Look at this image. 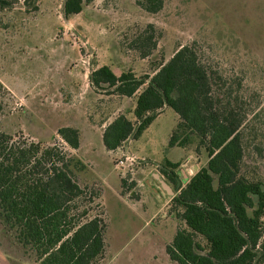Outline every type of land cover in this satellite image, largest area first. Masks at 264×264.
Masks as SVG:
<instances>
[{
  "label": "rangeland",
  "instance_id": "1",
  "mask_svg": "<svg viewBox=\"0 0 264 264\" xmlns=\"http://www.w3.org/2000/svg\"><path fill=\"white\" fill-rule=\"evenodd\" d=\"M7 1L0 3L5 87L0 131L26 142L55 144L86 163L80 181L88 180V190L96 194L92 207L86 197L88 216L99 214L106 223L103 255L91 264H177L165 246L182 222L166 204L165 191L143 179L152 182L151 169L157 172L171 158L180 162L176 172L184 183L194 173L191 166L204 165L206 154L193 152L195 143L187 149L167 146L177 121L169 106L138 137L107 151L103 127L120 113L134 120V97L94 86L90 73L107 65L116 75L129 70L151 75L179 46L193 44L264 117V0H164L156 13L136 0H93L67 17L64 0ZM147 24L153 25L156 45L141 57L133 43ZM61 126L79 130L77 149L57 134ZM125 155L135 156L134 164L116 166ZM257 158L253 152L246 157L244 169L249 178L264 179V161ZM0 264H34L1 226Z\"/></svg>",
  "mask_w": 264,
  "mask_h": 264
},
{
  "label": "trees",
  "instance_id": "2",
  "mask_svg": "<svg viewBox=\"0 0 264 264\" xmlns=\"http://www.w3.org/2000/svg\"><path fill=\"white\" fill-rule=\"evenodd\" d=\"M83 1L64 0L65 17L82 10ZM156 13L164 0H136ZM9 4L7 0H0ZM152 24L133 46L146 57L156 45ZM94 86L106 85L117 95L134 97L133 119L116 115L102 130L107 151L138 137L164 106L177 114L167 146L200 149L204 165L183 183L180 162L165 159L158 172L172 187L169 201L182 222L168 257L177 264H264V179H251L244 169L252 152L264 161V117L257 105L239 95L231 80L193 44L179 46L151 75L132 71L116 75L102 65L90 73ZM5 87L0 82L1 94ZM261 109V108H259ZM57 134L71 148L80 144L79 130L61 126ZM86 163L55 144L26 142L0 131V226L34 264H91L104 252L106 223L88 216ZM121 183L124 181L121 179Z\"/></svg>",
  "mask_w": 264,
  "mask_h": 264
},
{
  "label": "crops",
  "instance_id": "3",
  "mask_svg": "<svg viewBox=\"0 0 264 264\" xmlns=\"http://www.w3.org/2000/svg\"><path fill=\"white\" fill-rule=\"evenodd\" d=\"M169 160L170 161H173V162H175L176 160H172L171 158H169ZM181 165H183V164H181ZM191 168H193L194 169V171H196L197 169L196 168H198V166H191ZM156 169H151V171H150V175H151V177H152V179H153V181L152 182H150L147 178H145V179H143V182L145 183V184H153L152 186H155L156 188H161L163 191H165V193L168 195V199L167 200H165V202H166V204L170 201V198H171V196L173 195V192H172V194L171 193H168L166 190H164V188L162 187V183H161V180H163L169 187H171L170 186V184L169 183H167L166 182V180H164V177L157 171H155ZM178 173V172H177ZM179 175V174H178ZM188 179V178H187ZM186 179V180H187ZM172 188V187H171ZM162 192V191H161ZM163 195V194H162Z\"/></svg>",
  "mask_w": 264,
  "mask_h": 264
},
{
  "label": "built area",
  "instance_id": "4",
  "mask_svg": "<svg viewBox=\"0 0 264 264\" xmlns=\"http://www.w3.org/2000/svg\"><path fill=\"white\" fill-rule=\"evenodd\" d=\"M111 151H113V150H111ZM135 160H136L135 156L125 155V158H123V159H122V157L117 158L116 166L122 167L125 164L124 161H128L127 165L129 167V166H132L134 164Z\"/></svg>",
  "mask_w": 264,
  "mask_h": 264
},
{
  "label": "water",
  "instance_id": "5",
  "mask_svg": "<svg viewBox=\"0 0 264 264\" xmlns=\"http://www.w3.org/2000/svg\"><path fill=\"white\" fill-rule=\"evenodd\" d=\"M161 183H162V187L164 188V190L172 194L171 188L163 180H161Z\"/></svg>",
  "mask_w": 264,
  "mask_h": 264
}]
</instances>
